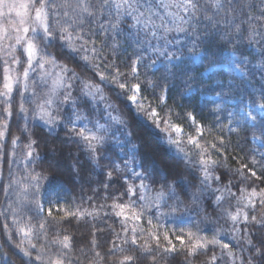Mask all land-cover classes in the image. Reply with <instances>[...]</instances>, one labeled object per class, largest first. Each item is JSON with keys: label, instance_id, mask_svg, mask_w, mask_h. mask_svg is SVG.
I'll return each instance as SVG.
<instances>
[{"label": "snow or ice", "instance_id": "1", "mask_svg": "<svg viewBox=\"0 0 264 264\" xmlns=\"http://www.w3.org/2000/svg\"><path fill=\"white\" fill-rule=\"evenodd\" d=\"M17 261L264 264V0H0Z\"/></svg>", "mask_w": 264, "mask_h": 264}, {"label": "trees", "instance_id": "2", "mask_svg": "<svg viewBox=\"0 0 264 264\" xmlns=\"http://www.w3.org/2000/svg\"><path fill=\"white\" fill-rule=\"evenodd\" d=\"M89 195L91 194V193H88ZM14 251V250H13ZM13 259L15 260V257H13ZM17 264H18V261H17Z\"/></svg>", "mask_w": 264, "mask_h": 264}]
</instances>
